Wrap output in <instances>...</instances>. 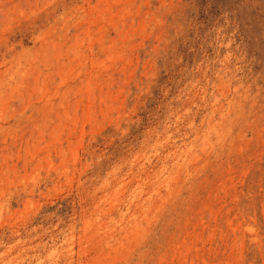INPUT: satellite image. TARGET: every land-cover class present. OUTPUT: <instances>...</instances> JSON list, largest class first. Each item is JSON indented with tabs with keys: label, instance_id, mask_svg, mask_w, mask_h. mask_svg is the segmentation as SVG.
Instances as JSON below:
<instances>
[{
	"label": "rangeland",
	"instance_id": "1",
	"mask_svg": "<svg viewBox=\"0 0 264 264\" xmlns=\"http://www.w3.org/2000/svg\"><path fill=\"white\" fill-rule=\"evenodd\" d=\"M0 264H264V0H0Z\"/></svg>",
	"mask_w": 264,
	"mask_h": 264
}]
</instances>
